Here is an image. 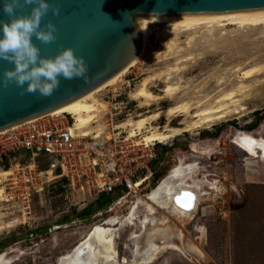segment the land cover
<instances>
[{
	"label": "rangeland",
	"instance_id": "rangeland-1",
	"mask_svg": "<svg viewBox=\"0 0 264 264\" xmlns=\"http://www.w3.org/2000/svg\"><path fill=\"white\" fill-rule=\"evenodd\" d=\"M167 24L152 23L156 38L149 40L144 57L91 100L99 113L88 128L92 134L102 131L100 139L105 142L108 134L130 137L133 128L129 122L152 115L133 140L179 130L175 137L159 142L164 144L158 147V159L153 163L156 173L143 183L142 195H138L142 203L134 219L131 210L119 224H110L118 259L134 263L132 234L141 230V222L149 215L145 205L149 194L172 167L184 163L194 166L189 181L200 183L207 195L194 218L182 225L184 250L165 248L153 261L145 262L264 264V162L235 142L245 130L264 138V26L213 24L184 30ZM258 66L254 76H245L247 69ZM145 79L156 100L136 95ZM169 86L172 90L167 93ZM231 92L235 102L221 101ZM224 103L229 113L223 119L202 124L195 117ZM174 107L179 111L171 113ZM55 177L48 180L44 176V190L33 192L30 199L18 192L11 196L15 190L6 185V177L0 178V252L4 251L1 255L6 264H58L118 205L117 194L90 196L80 185L72 187L66 177ZM129 201L107 220L127 213ZM101 202L105 204L100 206ZM87 207L91 213L82 215ZM157 212L150 217L167 215L164 210ZM66 224L70 227L56 229Z\"/></svg>",
	"mask_w": 264,
	"mask_h": 264
},
{
	"label": "water",
	"instance_id": "water-1",
	"mask_svg": "<svg viewBox=\"0 0 264 264\" xmlns=\"http://www.w3.org/2000/svg\"><path fill=\"white\" fill-rule=\"evenodd\" d=\"M60 8L51 9L43 18L56 24V39L44 44L33 37L44 57H55L67 48L88 64V80H65L50 97L39 92L26 93L14 82L4 84V72L15 64L0 59V133L34 119L48 116L60 107L96 90L130 66L144 41V28L138 16H176L234 13L264 10V0H48ZM0 21L9 18L2 11ZM32 5L21 7L18 15L30 14ZM27 87V85H25ZM188 192L178 195L180 205L187 208Z\"/></svg>",
	"mask_w": 264,
	"mask_h": 264
},
{
	"label": "bare ground",
	"instance_id": "bare-ground-1",
	"mask_svg": "<svg viewBox=\"0 0 264 264\" xmlns=\"http://www.w3.org/2000/svg\"><path fill=\"white\" fill-rule=\"evenodd\" d=\"M137 20L144 28V41L136 59L128 67L134 65L141 57H144L146 47L150 40L149 35L151 31L154 30L152 28V23H168L173 25L174 28L179 27L184 30H192L204 25L213 24H218L220 26L236 25L243 28L247 26L259 27L264 26V10L202 15L138 16ZM128 67L96 90L60 107L50 115L60 116L63 114H70L74 119V124H71L70 126L73 134L94 136L96 138L103 137L102 131L99 130L97 133L92 134L88 128L92 123L97 121L99 113L97 105L91 100L95 93L118 81V79L127 72L129 69ZM258 68L261 67L258 66L247 69L244 72L245 76L247 78L254 76L255 73L258 72ZM147 85L148 80L145 79L141 88L136 92L138 97L146 99L155 97L148 92ZM171 90L172 89L169 86L165 91L169 93ZM234 95V92L228 93L221 101L231 100L235 102ZM227 109L225 103L217 108H215L214 105V108H208L198 112L195 117L199 118L202 124L213 120H220L227 117L229 113V110L226 111ZM170 111L172 113L179 110L174 107L170 108ZM154 116H158V114H155ZM152 117L153 115L151 117L141 118L136 123L129 122V125L133 129L131 131V136L128 138H134L138 134L137 130L143 129L148 123L147 120ZM197 126L200 127L199 124ZM178 131L179 130L174 129L171 130L170 133L154 132V134L145 137L143 140L139 139L137 142L139 145L150 147L154 143L165 142L175 137ZM110 135H106V139L110 140L114 138ZM235 142L249 154L261 158L264 162V138L256 137L245 130L235 138ZM193 170L194 166L192 165L181 164L177 166L169 176L150 192V201L145 204L149 215L141 222V230L138 233L132 234V240H134L135 245V259L133 264H147L145 261H153L157 254L165 248L184 250V231L182 225H185L187 221L194 218L202 205L201 203L204 200V196L207 195V193H203L200 183H191L189 181V175ZM9 174V169H0V178L4 179L5 177H8ZM42 175L48 176V180L54 177V174L51 171ZM1 182L2 180L0 179V183ZM184 191L189 193L185 204L187 208L180 205L177 200L178 195L182 194ZM1 192L2 190H0V194ZM4 192V195L6 196V190ZM0 196H2V194ZM135 197L136 199L132 201L127 200L128 197H122L119 200L118 205L112 206L107 212L114 211L113 213H115L117 208L124 204V201H129L127 213L118 215L117 219H111L110 222L109 220H103L100 226L91 228L87 237L82 240L70 254L60 258L58 264H125L126 258L122 261L118 259L113 227H104L103 225L107 222L111 224H119L121 219L129 217L131 210V217L134 219L135 212L141 207L142 203V199L140 201L138 200V195ZM158 210L167 211L172 216L174 215L175 219L168 215H163L160 218L150 217V215L155 214ZM26 215L27 214H25L22 219H25ZM100 215H103V213H100ZM135 218L137 219V216H135ZM131 225L133 226L134 224ZM67 226L66 228H68ZM0 264H6L4 262V256L0 258Z\"/></svg>",
	"mask_w": 264,
	"mask_h": 264
},
{
	"label": "built area",
	"instance_id": "built-area-1",
	"mask_svg": "<svg viewBox=\"0 0 264 264\" xmlns=\"http://www.w3.org/2000/svg\"><path fill=\"white\" fill-rule=\"evenodd\" d=\"M149 38H156L155 31ZM71 124L70 114L48 115L0 133V169H9L5 180L15 190L11 196L18 192L30 199L33 192L43 191L42 174L50 171L90 196L117 194L120 200L142 195L143 183L156 173L153 163L164 143L147 147L116 136L105 142L73 134Z\"/></svg>",
	"mask_w": 264,
	"mask_h": 264
},
{
	"label": "clouds",
	"instance_id": "clouds-1",
	"mask_svg": "<svg viewBox=\"0 0 264 264\" xmlns=\"http://www.w3.org/2000/svg\"><path fill=\"white\" fill-rule=\"evenodd\" d=\"M32 5L30 14L18 15L21 7ZM60 14L58 6L48 0H3L2 11L9 18L0 21V59L15 64L14 69L4 72V84L14 82L23 92H39L50 97L60 87L61 78L88 80L89 67L84 57L67 48L55 57H44L33 37L44 44L56 39V24L49 21L42 27L49 10ZM27 85V87H25Z\"/></svg>",
	"mask_w": 264,
	"mask_h": 264
},
{
	"label": "flooded vegetation",
	"instance_id": "flooded-vegetation-1",
	"mask_svg": "<svg viewBox=\"0 0 264 264\" xmlns=\"http://www.w3.org/2000/svg\"><path fill=\"white\" fill-rule=\"evenodd\" d=\"M196 151V150H195ZM197 152V154H201V155H209L208 153H203V152H207V151H196ZM181 164H184V163H180V164H178V165H176V166H174V167H172L170 170H169V172H168V174L160 181V182H162L167 176H169L170 174H171V172L177 167V166H179V165H181ZM159 182V183H160ZM158 183V184H159ZM157 184V185H158ZM156 185V186H157ZM155 186V187H156ZM154 187V188H155ZM152 191V190H151ZM217 200V198L216 199H213L212 201L213 202H217L216 201ZM223 202H226V200L225 199H223L222 200V203ZM219 204H220V201L218 202ZM109 211V210H108ZM165 211V210H164ZM114 212V211H113ZM113 212H106V216H104L101 220H107V218H109L110 217V215L113 213ZM165 214H167L168 216H170V217H172L173 219H175V217H174V215L172 216L170 213H168L167 211H165ZM193 219V218H192ZM102 223V222H101ZM109 224V225H108ZM110 224L111 223H106L105 225H103L104 227H110ZM68 225V226H67ZM65 226H67L68 228L70 227V225L69 224H66ZM64 225L63 226H57L56 227V229H62V228H66ZM97 225H95V226H93L92 228H94V227H96ZM4 252V251H3ZM3 252H0V255L3 253ZM2 257V255L0 256V258Z\"/></svg>",
	"mask_w": 264,
	"mask_h": 264
},
{
	"label": "trees",
	"instance_id": "trees-1",
	"mask_svg": "<svg viewBox=\"0 0 264 264\" xmlns=\"http://www.w3.org/2000/svg\"><path fill=\"white\" fill-rule=\"evenodd\" d=\"M4 170H7V169H4ZM169 172V171H168ZM168 172H167V174H168ZM167 174H165L161 179H160V181L167 175ZM159 181V182H160ZM110 198L111 197H108V199H107V201H110ZM106 201V202H107ZM101 204L102 205H100V206H103L104 204H105V202L103 203V202H101ZM91 207H87V208H85L83 211H82V215H89L90 213H91Z\"/></svg>",
	"mask_w": 264,
	"mask_h": 264
}]
</instances>
